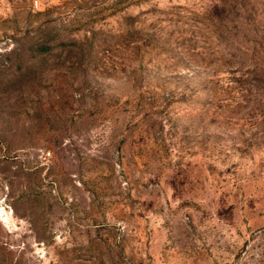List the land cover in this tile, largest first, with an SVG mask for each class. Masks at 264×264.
<instances>
[{
	"label": "rangeland",
	"instance_id": "1",
	"mask_svg": "<svg viewBox=\"0 0 264 264\" xmlns=\"http://www.w3.org/2000/svg\"><path fill=\"white\" fill-rule=\"evenodd\" d=\"M0 264H264V0H0Z\"/></svg>",
	"mask_w": 264,
	"mask_h": 264
}]
</instances>
